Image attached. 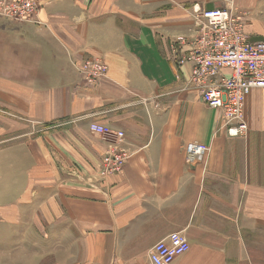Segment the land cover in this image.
Instances as JSON below:
<instances>
[{"label": "crops", "instance_id": "1", "mask_svg": "<svg viewBox=\"0 0 264 264\" xmlns=\"http://www.w3.org/2000/svg\"><path fill=\"white\" fill-rule=\"evenodd\" d=\"M35 1L38 24L0 19V90L41 128L0 146V264H148L174 232L189 250L172 264H264V89L232 138L178 64L198 36L194 10L251 9L245 29L261 41L264 0ZM89 59L107 66L95 86L78 72ZM93 123L124 133L119 174L86 178L109 144ZM191 143L209 147L205 163L187 165Z\"/></svg>", "mask_w": 264, "mask_h": 264}, {"label": "built area", "instance_id": "2", "mask_svg": "<svg viewBox=\"0 0 264 264\" xmlns=\"http://www.w3.org/2000/svg\"><path fill=\"white\" fill-rule=\"evenodd\" d=\"M38 12L35 0H0V18L11 22L38 24ZM193 14L198 36L189 56L178 64L190 63L189 84L207 108L220 111L226 134L232 138L244 136L246 99L252 89H264V40L250 39L242 12L233 3L220 9H196ZM177 41L183 42L181 38ZM78 72L88 86H95L106 76L107 66L99 59H89L79 65ZM89 131L109 142L107 153L101 158V177L119 174L130 157L122 149L124 133L96 123L89 126ZM208 153L209 147L202 144H187L184 149L190 167L205 163ZM188 250L185 234L174 232L149 249L147 262L172 264Z\"/></svg>", "mask_w": 264, "mask_h": 264}, {"label": "rangeland", "instance_id": "3", "mask_svg": "<svg viewBox=\"0 0 264 264\" xmlns=\"http://www.w3.org/2000/svg\"><path fill=\"white\" fill-rule=\"evenodd\" d=\"M227 6H229V4ZM234 7L239 12H242V16L244 19V26H246L247 24L251 26L252 20H254V16L251 15L252 10L248 8L247 9L240 8L237 5H234ZM39 9L40 7L38 6V10ZM244 16L245 18L247 16L246 20ZM0 19H3V18H0ZM3 20H7V19H3ZM7 21H10V20H7ZM18 24H22V23H18ZM4 26L9 27V25H6V24H4ZM2 75H4L5 77L4 79H6L8 78L7 75L9 74L7 73L1 74L0 72V79L2 78ZM37 127L38 125L33 124V122L24 120V118L17 116L16 111L11 109L10 89L5 88V86H3L2 90H0V146L10 144V142L16 138H18L20 142H25L28 139H33V138L38 137L39 133H41L40 132L41 128H37ZM1 141H3L2 144H1ZM58 171L62 172L66 176L78 179L80 177L79 172L81 170H77L74 168L72 169H64V168L60 169L59 168ZM90 174L91 175L86 177L87 179H89L90 176H93V175L96 176V175L101 174V167L93 169Z\"/></svg>", "mask_w": 264, "mask_h": 264}]
</instances>
